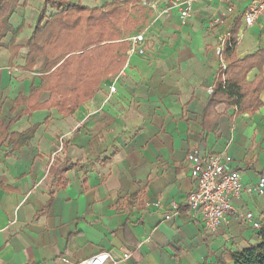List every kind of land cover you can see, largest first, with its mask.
<instances>
[{
    "label": "crops",
    "instance_id": "0c3cea01",
    "mask_svg": "<svg viewBox=\"0 0 264 264\" xmlns=\"http://www.w3.org/2000/svg\"><path fill=\"white\" fill-rule=\"evenodd\" d=\"M169 1L129 4L141 17L122 35L124 51L65 98L51 94L44 56L24 68L43 0H19L0 20V264H77L105 251L128 253L116 264H232L230 253L259 242L243 216L264 223V192L254 190L264 176V88L253 111L219 103L205 117L204 108L222 70L218 37L236 29L235 56L252 54L264 48V18L245 26L250 0H233L234 12L209 28L223 4L195 2L180 21L174 8L160 13ZM139 34L144 53H129ZM259 75L264 64L245 79ZM193 148L229 154L243 186L215 232L186 207Z\"/></svg>",
    "mask_w": 264,
    "mask_h": 264
},
{
    "label": "trees",
    "instance_id": "16d2710c",
    "mask_svg": "<svg viewBox=\"0 0 264 264\" xmlns=\"http://www.w3.org/2000/svg\"><path fill=\"white\" fill-rule=\"evenodd\" d=\"M138 1L142 0H114L101 7H87L67 0H43L27 42L24 68L31 70L35 60L44 56L47 59L48 75L45 80L50 84L48 88L51 94H60L65 98L69 90H78L85 80L100 74L99 67L105 62L109 63V68L117 59L116 50L124 51L126 43L122 35L133 31L141 17L138 13H131L133 7L129 4L134 5ZM18 3L19 0H0V20L10 14ZM46 5L56 9L49 18L45 17ZM237 44L234 29L224 45L222 58L225 68L218 72L213 84L204 108L205 117L219 103L234 107L235 115L261 106L259 94L264 88V77L259 75L247 81L245 76L252 68L262 67L264 48L237 58ZM77 104L73 99V104L65 111L72 112ZM258 235L257 244L230 253L232 264H264V223Z\"/></svg>",
    "mask_w": 264,
    "mask_h": 264
},
{
    "label": "built area",
    "instance_id": "2783aa9c",
    "mask_svg": "<svg viewBox=\"0 0 264 264\" xmlns=\"http://www.w3.org/2000/svg\"><path fill=\"white\" fill-rule=\"evenodd\" d=\"M201 0H170L169 3L161 9V14L176 9L180 21H184L188 16L193 3ZM213 1V0H205ZM224 5L223 11L218 17L211 18L208 21V27L214 28L222 24L227 16L234 12L233 0H215ZM241 17L245 26L252 25L260 17L264 18V0H250L241 12ZM231 32L226 31L221 34L215 45V55L220 59L221 69L225 68V61L222 58L224 45L230 39ZM238 40V38H236ZM143 36L136 35L130 39L128 52L142 55L145 51L142 46ZM213 86H208L211 92ZM110 91L115 87L110 86ZM186 165L190 170V176L193 180V189L186 198V207L199 213L204 227L210 232L218 230L227 214L232 211L231 199L242 191L243 186L239 173L232 167V157L223 152L202 154L198 148L188 150L185 155ZM257 193L264 192V176H261L254 186ZM246 222L251 224L252 228L259 229L261 223L254 218L251 212L244 214ZM168 218V216H165ZM128 253L124 252L119 256L110 252H100L77 264H116L120 259L128 258Z\"/></svg>",
    "mask_w": 264,
    "mask_h": 264
}]
</instances>
